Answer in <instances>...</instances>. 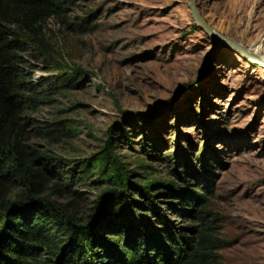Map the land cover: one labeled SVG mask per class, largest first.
<instances>
[{
    "label": "rangeland",
    "instance_id": "1",
    "mask_svg": "<svg viewBox=\"0 0 264 264\" xmlns=\"http://www.w3.org/2000/svg\"><path fill=\"white\" fill-rule=\"evenodd\" d=\"M70 3L23 51L43 100L27 116L28 142L48 159L46 196L88 221L124 187L142 202L131 213L138 223L153 218L152 202L177 228L202 215L215 264H264V66L199 27L189 0ZM197 7L264 56V0ZM205 187L209 202L184 204Z\"/></svg>",
    "mask_w": 264,
    "mask_h": 264
},
{
    "label": "trees",
    "instance_id": "2",
    "mask_svg": "<svg viewBox=\"0 0 264 264\" xmlns=\"http://www.w3.org/2000/svg\"><path fill=\"white\" fill-rule=\"evenodd\" d=\"M70 4L0 0V264H215L218 245L202 215L200 225L177 228L152 202L153 218L140 224L133 215L142 202L129 200L123 187L108 193L97 215L84 221L46 196L52 181L48 159L28 142L27 116L43 100L27 75L23 51L27 40H38L48 19H66ZM19 187L13 200L12 190ZM53 187L61 191V184ZM191 190L184 204L209 202V187L204 193Z\"/></svg>",
    "mask_w": 264,
    "mask_h": 264
},
{
    "label": "water",
    "instance_id": "3",
    "mask_svg": "<svg viewBox=\"0 0 264 264\" xmlns=\"http://www.w3.org/2000/svg\"><path fill=\"white\" fill-rule=\"evenodd\" d=\"M189 8L191 10L192 16L196 20V23L199 27L204 29L206 32L213 33L216 37H218L219 39L224 41L226 44L237 49L244 56H246V57L252 59L253 61H255L256 63L264 66V59L260 55L256 54L255 52L249 51L240 42L230 38L229 36L221 33L220 31L214 29L213 27H211L206 22L203 15L200 13V11L197 7V0H189Z\"/></svg>",
    "mask_w": 264,
    "mask_h": 264
},
{
    "label": "bare ground",
    "instance_id": "4",
    "mask_svg": "<svg viewBox=\"0 0 264 264\" xmlns=\"http://www.w3.org/2000/svg\"><path fill=\"white\" fill-rule=\"evenodd\" d=\"M248 49V48H247ZM249 50V49H248ZM250 51V50H249ZM252 52H255L256 54H258V55H260L263 59H264V56L262 55V53H261V48L260 47H258V48H256V49H254V50H251Z\"/></svg>",
    "mask_w": 264,
    "mask_h": 264
}]
</instances>
